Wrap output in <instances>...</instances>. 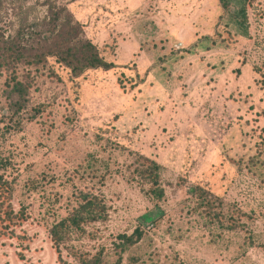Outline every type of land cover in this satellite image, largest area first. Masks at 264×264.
<instances>
[{
  "label": "rangeland",
  "instance_id": "374dc122",
  "mask_svg": "<svg viewBox=\"0 0 264 264\" xmlns=\"http://www.w3.org/2000/svg\"><path fill=\"white\" fill-rule=\"evenodd\" d=\"M0 27L42 30L65 6L114 63L78 78L49 58L0 76V264H264V0H2ZM160 165L161 199L141 174ZM197 185L205 196L192 193ZM100 195L102 221L50 228ZM136 227L141 239L121 246Z\"/></svg>",
  "mask_w": 264,
  "mask_h": 264
},
{
  "label": "trees",
  "instance_id": "16d2710c",
  "mask_svg": "<svg viewBox=\"0 0 264 264\" xmlns=\"http://www.w3.org/2000/svg\"><path fill=\"white\" fill-rule=\"evenodd\" d=\"M253 0H239L240 6L235 16L236 23L244 27L247 22L246 5ZM224 6L228 1L224 0ZM47 19L44 21L46 27L36 30L33 25L26 27L21 24L14 34H7L5 29L0 27V76H9L13 90L26 91V85L18 79V70L22 64L25 67L45 65L49 58L55 60L70 70L73 78H78L89 69L109 70L114 63L108 61L100 49L83 35L82 24L75 20L65 6L48 2ZM3 1L0 0V13ZM1 18V17H0ZM264 86V74L262 75ZM264 88V87H263ZM147 166L141 170V174L150 183V193L154 198L161 199L164 190L159 184L160 165L147 157H144ZM8 181L0 174V197L8 190ZM192 193L205 196L207 190L197 185L191 189ZM4 200L0 198V218L12 220L19 218V214L12 211H2ZM24 216V215H22ZM20 216L21 218H24ZM107 216V206L104 199L91 191L80 192L77 196V205L70 213L50 228L51 240L55 248L60 252V246L69 236L72 229H82L86 223L102 221ZM143 231L136 227L130 234L119 235L121 246L133 245L142 237ZM103 250L93 255L80 254L78 261L71 264H103Z\"/></svg>",
  "mask_w": 264,
  "mask_h": 264
}]
</instances>
